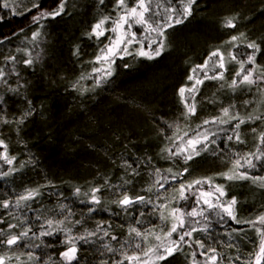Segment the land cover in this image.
<instances>
[{
	"label": "trees",
	"instance_id": "1",
	"mask_svg": "<svg viewBox=\"0 0 264 264\" xmlns=\"http://www.w3.org/2000/svg\"><path fill=\"white\" fill-rule=\"evenodd\" d=\"M23 3L27 4L28 0ZM126 3L131 7L135 0H126ZM172 3L181 6L179 0H171ZM167 6L169 0H152L151 17L158 20L155 11ZM118 12L115 0H104V4H99V0H67L65 14L54 20H42L43 27L24 22L23 32L10 35L22 23L16 17L11 18L10 24L0 26V39L19 38L7 53L3 52L2 44L10 38L0 43V62H4L0 66L8 73L7 84L0 83L3 98L0 140L7 146V155L15 157L12 165L0 160V173L14 169L9 176L0 179V202L7 200L15 205L16 198L27 189L38 188L40 192L27 206L21 202L19 208L0 207V221H3L0 222L3 233L0 240L7 239L9 233L32 228L17 246L9 248L0 243V256L6 257V264H66L60 253L70 246L65 241L72 237L78 249L77 259L72 264H115L123 258L122 251L140 253L141 260L147 264H193L192 253L195 252L196 261L204 264L206 258L200 252H206L209 247L217 250L218 264H247V259L253 260L256 256L261 236L248 224H236L227 217L220 221L215 216L210 224L205 217H198L199 224L192 222L198 230L190 239L186 237L188 243L182 245V251L165 260L157 261L151 253L144 256L143 252L163 240L162 229L167 230L173 221L170 218L161 221L159 216L161 213L168 216L173 199L185 209L196 206L191 197L186 203L179 201L175 191L178 182L171 178L185 167L188 172L181 182L212 178L215 184L224 185L227 195L222 199L236 197L234 207L239 220H252L264 214V187L259 181L225 180L219 175L233 169L238 155H259L257 148L264 149L260 141L264 119H249L264 117V0H196L192 15L165 31L166 47L159 57L149 60L136 56L135 50L140 44L134 41L128 46L133 54L123 58L117 54L113 58L115 63L111 64L112 75L101 79L97 85L96 78L102 72L94 73L93 69L103 71L109 65L102 59L96 62V57L110 43L109 37L115 39L118 35L106 31L97 39L89 38L88 33L103 16L112 17L103 25L110 29ZM2 14H8V10L0 8ZM233 17L235 27H226L227 19ZM33 31L40 33L35 41ZM132 31L138 33L137 39L145 48L149 39L144 37L156 35L144 33L139 25ZM241 33L244 37H240ZM233 35L239 39L229 43ZM251 40L260 45L255 56V64L260 67L255 68L252 77L255 83L231 86L234 78L240 79L236 77L240 64L231 59L230 53L246 57L252 51L246 48ZM217 49L224 56V68L214 63L218 57L209 59ZM10 57H15V61L9 60ZM29 58L33 64L26 66L23 61ZM206 60V67H197ZM245 67L254 65L245 64ZM13 68L19 69V76L12 72ZM189 69H192V78L203 81L198 88L190 89L185 84ZM205 73L207 77L223 73V77L206 78ZM36 82L42 88L39 89ZM9 85L16 91H11ZM181 87L185 89L184 96L180 94ZM186 104L195 105L194 115H186ZM223 108H229V116L238 115L245 123L238 130L233 127L236 120L215 123L216 135H211L214 145L209 144L206 151L187 164L182 157L169 156L168 149L175 152L174 144L182 143L180 137L187 140L203 130L208 125L204 121L222 116ZM29 110L32 114L19 124L21 116ZM236 131L243 143L227 139ZM185 132L188 136H184ZM35 138L41 143H36ZM79 148L87 150V155H76ZM124 161L131 163L135 172L126 168ZM157 169L160 183H156ZM245 170L250 175L264 176L261 163H257L255 169H239ZM200 174L204 176L192 178ZM93 187L101 189L97 193L100 205L86 202L89 199L86 193ZM77 188L79 195H75ZM200 190L212 189L207 184L194 189L197 195ZM124 192L129 196L143 195L151 203L137 204L124 211L115 203ZM217 195L214 193L211 199L215 200ZM161 204L168 207L155 209ZM92 207L96 211L89 213ZM204 208L207 212V206ZM49 219L54 221L51 229L46 224ZM61 220L62 224L56 223ZM136 220L140 223H135ZM9 225L17 227L9 228ZM98 225L102 227L98 229ZM205 225H208L207 231H201ZM130 227L142 232L151 230L152 234L142 239L130 233ZM234 228L242 230L236 232ZM44 230L52 231L53 235L39 236ZM104 231L110 235L104 236ZM89 232L96 234L89 236L87 242L78 239ZM112 235L118 240H112ZM196 240L203 241L205 248L200 249ZM137 243L141 245L139 249L135 247ZM105 244L114 251H108ZM29 252L33 254L31 258Z\"/></svg>",
	"mask_w": 264,
	"mask_h": 264
},
{
	"label": "snow or ice",
	"instance_id": "2",
	"mask_svg": "<svg viewBox=\"0 0 264 264\" xmlns=\"http://www.w3.org/2000/svg\"><path fill=\"white\" fill-rule=\"evenodd\" d=\"M115 2L116 9H118L119 12L117 17L112 20L113 26L110 29H105L103 25H105L109 20H111L112 17L103 16L97 23L92 26L91 31L88 33L89 38L95 36L97 39L103 36L106 31L116 33L119 30V32L121 33V35L117 36L115 39L109 37L110 43L105 45L104 48L100 50L101 55H98L96 57V62H100V60L103 58L109 65V68L107 70L102 71L101 69H93L94 73L102 72V75L96 78L97 85H99L101 79L105 77H110L112 75L111 64L115 63V60L111 57H114L119 54V56L123 58L124 55L133 54L129 51L128 46L131 45L134 41L140 44V47L135 50L136 56L145 57L149 60L159 57L166 47L165 40L167 39V37L165 35V31L168 28L173 27L174 25H179L183 23L184 20L190 17L193 13V5L196 4V0H179L181 6L174 7L171 5V0H169V6L164 9L167 15H165L159 20H156L151 17L152 0H135V4L131 7L128 6L126 0H115ZM66 4L67 0H28L27 4H24L23 0H19V3L17 2V0H0V8L8 10V14L0 15V26L10 24L11 18L16 17L19 18L22 23L20 27L18 29H14L10 35H16L18 34V32H23L24 22H26L28 25L37 24L43 27V25L40 23L42 20H54L65 14ZM99 4H104V0H99ZM157 7H159V5H157ZM29 14L31 15L29 16ZM156 15L158 16L159 13H156ZM234 19L235 17L227 19L225 26L234 28ZM137 25L143 28L144 33L156 34L155 37H144V39H149V43L146 48L143 42L137 39L138 33L132 31L133 27ZM39 35V31H33L32 40L35 41ZM240 37H244V34L241 33ZM8 38L10 37L5 36L3 39H0V43H3L4 39ZM238 39L239 37L233 35L231 36V39L228 42L232 43L237 41ZM115 45H123V47H114ZM153 45H155V47H153ZM234 46L237 48L239 47V45ZM246 48L252 50L249 54L246 55V57L244 56V54H240L238 56L236 53H230L231 59L237 61L240 64V71L236 72V77H239L240 79L239 81H237V79L234 78L231 82V86H236L238 83H255L252 77L255 68L260 67L259 65L255 64V56L260 51V45L255 40H251L247 42ZM211 57H218V61H215L214 63H218L219 67L224 68V56L220 53L219 49L213 51L210 54L209 59H211ZM8 59L11 61H15V57H10ZM23 63L26 66H30L33 64V60L29 58L24 60ZM207 63L208 61L206 60L204 65H198L197 67H206ZM245 64H251L254 65V67L246 68ZM12 72L17 76L20 75V73L16 71L15 68L12 69ZM7 75L8 73H6L3 68H0V83L7 84ZM205 77L212 79H216L218 77L222 78L223 73H219L212 77H207V73H205ZM189 79L191 80L192 77L189 76ZM202 82V80H197V83ZM9 89L11 91H16V89H12L10 85ZM179 91L181 96H183L185 89L181 87ZM2 101L3 98L0 97V103H2ZM28 103L30 105L31 101H28ZM185 107L187 108L186 115L195 114L196 109L194 104H186ZM0 111H2V109H0ZM221 111L223 114L222 116L216 117L211 121L205 120L204 124H215L217 122L221 124H227L230 123L231 120H236L237 123L233 127L234 129L238 130L240 128V125L245 123V120L240 118L238 115L229 116V108H223ZM31 114V110L25 112L24 115L21 116L18 123L22 124L24 122V119ZM224 117L229 118L226 120L224 119ZM249 119H264V117H249ZM4 122L7 123L8 121L5 120ZM201 127H203V125H201ZM253 131H255V129H253ZM212 135L215 136L216 133L213 132ZM184 136H188V133L185 132ZM227 139L230 141L235 139L236 141L243 143V141L240 139V134L238 131L234 133V136H228ZM180 140L182 141V143H180L179 145L174 144V147H176V151L173 152L171 149H168V153L170 157H182L183 162L185 164L191 161L194 157L199 156L202 151H206L210 143H215L214 140L209 139L207 131L197 132L194 136L189 137L187 140H184V137H180ZM260 141L262 144H264V133L261 134ZM0 148L3 149V152H0V160H3L8 165H12L13 161L15 160V157H9L7 155V146L5 145L3 140H0ZM257 153H259V155H257L256 153L238 155L237 158L234 160L233 169H230L228 172L220 173L219 175H221L225 180L251 179L253 181H259L261 186L264 187V176L250 175V172L248 170L239 171V169L245 168L249 170L255 169L257 167V163L264 164V149L258 147ZM124 166L126 168H132V171L135 172V169L132 167V164L128 161H124ZM21 167H23V165H21ZM13 171L14 169L9 168L3 173H0V179L9 176ZM168 171L169 173H171V169H169ZM156 172L158 177L156 183H160L159 169H157ZM187 172L188 168L185 167L182 172L172 174L171 178L172 180L178 182V187L175 189V191L178 193L179 201L186 203L191 197L193 203L196 206H190L188 209H185L182 204L178 203L175 199H173L171 201L172 207L169 211L168 216L166 217L163 213H161L159 216V219L161 221H167L170 218L173 222L170 223V226L167 228V230L162 229L163 240L161 241V243L156 247L147 249V251L143 252V255L148 256L149 253H151L155 260L162 261L167 259L169 256H172L176 252L182 251V245L188 243L186 237L190 239L192 237L193 232L198 230L195 226H192L193 221H195L196 224H199L200 221L197 218L205 217L209 221V224L211 223V215L206 216V211L204 208V206H207V212L209 214L214 213L220 221H224L225 217H227L229 220L236 224L246 223L250 227L255 229V231L261 236L260 248L259 251L256 253L255 264H261V261L264 260V214L252 220H239L235 214L234 207L237 203L236 197L233 196L227 200L222 199L227 195L224 190V185L215 184L212 178L197 179L191 182H181V178ZM105 183L107 184V180L105 181ZM203 184H207L212 190H200L199 194L197 195L194 189H196V186ZM161 186L163 187V185ZM100 191L101 189L99 187H93L90 193H86V195L89 196V199L86 202L92 205H100L101 198L97 195V193ZM214 193L218 194L215 197V200L211 199ZM79 194L80 189L77 188L75 190V195ZM38 195H40L38 188L27 189L24 193L20 194L16 198L15 205H13L11 201L5 200L0 202V207H3L4 209H10L13 206L19 208L21 207V202H24V205L27 206L28 202L34 200ZM201 201H203V204H201ZM81 203H85V201H81ZM115 203H117V205L122 210L127 211L128 208L134 207L137 204H148L151 203V201L143 195L129 196L127 192H124L115 201ZM63 207L64 206H62V208ZM167 207V204H161L155 206V209ZM93 211H96L95 207L88 209L89 213ZM68 214L71 215V212L69 211ZM140 215L142 216L144 215V213L141 211ZM37 219H39V217H37ZM53 223L54 221L52 219L46 221L48 229L52 228ZM56 223L62 224L63 221H56ZM135 223L139 224L140 221L136 220ZM15 227H17V225H9V228ZM40 227L44 228V225L41 224ZM101 227L102 225H98V229ZM207 228L208 225H205V227L200 230L206 232ZM241 230L242 229L239 228L233 229V231L236 232ZM31 231L32 228L27 227L26 229H22L21 231L15 234L9 233L7 239L0 240V243L6 244L9 248H12L13 246L19 245L24 238L28 237L29 232ZM129 232L134 233L136 237H140L142 239L146 238V235L152 234L151 230H148L147 232H142L136 227H130ZM95 234V232H89L85 235L78 237V239L85 240L87 242V238ZM173 234H175V238H173ZM0 235H3V233L0 232ZM50 235H53L52 231L50 230H44L39 232V236ZM103 235L109 236L110 234L108 231H104ZM111 239L118 240V237L112 235ZM156 239L161 240V237L156 236ZM73 240L74 238L69 237L65 242L69 243L70 246L65 251L60 253L62 261L66 262V264H72V261L77 259L76 253L78 249ZM195 243L200 249L205 248V244L203 241L196 240ZM188 246L191 247V244H189ZM104 247L110 252L114 251L108 244H105ZM135 247L139 249L141 245L137 243L135 244ZM216 251L217 250L214 247H209L206 252H200V255L205 256L206 258L204 264H218L219 257L216 254ZM32 255L33 254L31 252L28 253V256L30 258L32 257ZM121 256L123 258L115 261V264H125V261H127L128 264H147L146 261L141 260L140 253L133 252L130 254L127 251H122ZM192 258L193 264H200V262L196 261L195 252L192 253ZM17 259L19 258L17 257ZM236 259H240V257H236ZM0 264H6L5 256H0Z\"/></svg>",
	"mask_w": 264,
	"mask_h": 264
},
{
	"label": "bare ground",
	"instance_id": "3",
	"mask_svg": "<svg viewBox=\"0 0 264 264\" xmlns=\"http://www.w3.org/2000/svg\"><path fill=\"white\" fill-rule=\"evenodd\" d=\"M172 6H174V7H177V6H175L173 3L171 4ZM165 9V8H164ZM164 9L162 10H157V11H155V16L158 18V20L159 19H161L162 17H164L165 15H167V13H165V11H164ZM156 13H159V15L157 16L156 15ZM140 28H142L141 26H139ZM143 29V28H142ZM19 38L17 37V36H15V37H11L6 43H3L2 45H3V49H4V53H7V52H9V50H11V49H13V46L14 45H16L17 44V40H18ZM20 58V57H19ZM102 61L104 62V64H106L107 62L102 58ZM4 62H0V65L1 64H3ZM38 65V64H37ZM0 68H2L1 66H0ZM16 71H18L19 72V69L18 68H16L15 69ZM191 70L192 69H189L188 71H187V81H186V86L188 87V88H190V89H195V88H198L199 86H200V84L201 83H197V79H194V78H192L191 80L189 79V76H191L190 75V73H191ZM37 83V87L40 89V88H42V85L41 84H39L38 82H36ZM185 95V93L183 94V96ZM19 104V103H18ZM215 124H213V123H210V124H208L207 126H205L204 128H203V130H200V132H205V131H207V130H211L212 128V130L210 131V133H209V139L210 140H212L213 139V137H211V135H212V133L213 132H215L216 131V129L217 128H215V126H214ZM34 141H36V143L37 142H39V143H41V141L39 140V138H35V140ZM217 143V142H216ZM211 144V143H210ZM213 145H214V143H213ZM46 150V149H45ZM48 152L49 153H51V150H48ZM76 155H80V156H86L87 155V150H85V149H81V148H79L78 149V151L76 152ZM204 175H193L192 176V178L193 179H197V178H200V177H203ZM230 199V198H229ZM189 208V207H188ZM187 208V209H188ZM207 215H211V218H214L215 217V214L214 213H211V214H209L208 212H206V216ZM166 216V215H165ZM199 221H201V220H199Z\"/></svg>",
	"mask_w": 264,
	"mask_h": 264
},
{
	"label": "rangeland",
	"instance_id": "4",
	"mask_svg": "<svg viewBox=\"0 0 264 264\" xmlns=\"http://www.w3.org/2000/svg\"><path fill=\"white\" fill-rule=\"evenodd\" d=\"M117 35L119 36V35H121V33L117 31L116 36H117ZM114 47H123V45H115ZM114 57H115V56H114ZM114 57H111V58L113 59ZM212 129H213V128H212ZM212 129H211V130H212ZM211 130H207L208 135H209V133H210ZM213 243H215V242L213 241ZM258 251H259V250H258ZM76 256H77V253H76ZM255 257H256V256H255ZM255 257H254L253 260H251V259H247V260H246L247 264H255ZM242 260H243V257H242L241 261H242ZM262 261H263V260H262ZM262 261H261V264H264V262H262ZM72 262H73V261H72Z\"/></svg>",
	"mask_w": 264,
	"mask_h": 264
}]
</instances>
